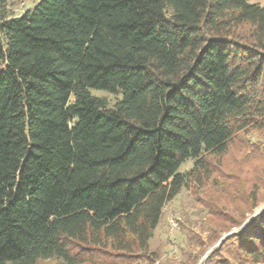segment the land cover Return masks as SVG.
I'll return each instance as SVG.
<instances>
[{
	"label": "trees",
	"instance_id": "16d2710c",
	"mask_svg": "<svg viewBox=\"0 0 264 264\" xmlns=\"http://www.w3.org/2000/svg\"><path fill=\"white\" fill-rule=\"evenodd\" d=\"M234 145L264 161V7L40 0L15 17L0 0V264H152L166 204ZM203 264H264V210Z\"/></svg>",
	"mask_w": 264,
	"mask_h": 264
},
{
	"label": "rangeland",
	"instance_id": "374dc122",
	"mask_svg": "<svg viewBox=\"0 0 264 264\" xmlns=\"http://www.w3.org/2000/svg\"><path fill=\"white\" fill-rule=\"evenodd\" d=\"M4 1L9 15L16 17L32 9L40 0ZM251 2L264 7V0ZM90 92L93 96L105 97L110 104L114 103V97L108 93ZM246 150L238 145L232 146L219 168L203 186L190 184L166 204L160 224L150 241V250L158 253L152 264H187L189 257H194L192 264H203L222 240L241 232L257 211L264 210V161L259 158L248 160ZM191 168L192 161L188 160L181 166L180 172L186 173ZM231 173L238 175L240 180L236 184L240 185H235L236 188L230 190L231 195H228L219 184L231 181L228 177ZM214 213L220 217L219 226L216 224L219 219L213 216ZM169 219H174L178 224L173 233L169 232ZM200 242L203 244L201 248L198 247Z\"/></svg>",
	"mask_w": 264,
	"mask_h": 264
},
{
	"label": "built area",
	"instance_id": "2783aa9c",
	"mask_svg": "<svg viewBox=\"0 0 264 264\" xmlns=\"http://www.w3.org/2000/svg\"><path fill=\"white\" fill-rule=\"evenodd\" d=\"M168 225L170 233H173L178 226L177 222L174 219H169Z\"/></svg>",
	"mask_w": 264,
	"mask_h": 264
},
{
	"label": "water",
	"instance_id": "95a60500",
	"mask_svg": "<svg viewBox=\"0 0 264 264\" xmlns=\"http://www.w3.org/2000/svg\"><path fill=\"white\" fill-rule=\"evenodd\" d=\"M261 212H262V211H261V210H259V211H257V212L255 213V215H256V214H258V213H261Z\"/></svg>",
	"mask_w": 264,
	"mask_h": 264
},
{
	"label": "bare ground",
	"instance_id": "6f19581e",
	"mask_svg": "<svg viewBox=\"0 0 264 264\" xmlns=\"http://www.w3.org/2000/svg\"><path fill=\"white\" fill-rule=\"evenodd\" d=\"M261 209V208H260ZM262 210V209H261Z\"/></svg>",
	"mask_w": 264,
	"mask_h": 264
}]
</instances>
